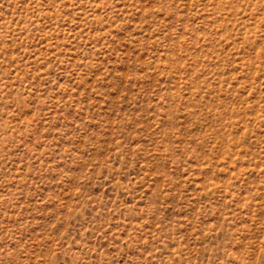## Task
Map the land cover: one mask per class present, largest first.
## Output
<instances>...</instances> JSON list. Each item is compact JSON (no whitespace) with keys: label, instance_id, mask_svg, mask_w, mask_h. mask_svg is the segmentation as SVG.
Returning a JSON list of instances; mask_svg holds the SVG:
<instances>
[{"label":"rangeland","instance_id":"obj_1","mask_svg":"<svg viewBox=\"0 0 264 264\" xmlns=\"http://www.w3.org/2000/svg\"><path fill=\"white\" fill-rule=\"evenodd\" d=\"M0 264H264V0H0Z\"/></svg>","mask_w":264,"mask_h":264}]
</instances>
